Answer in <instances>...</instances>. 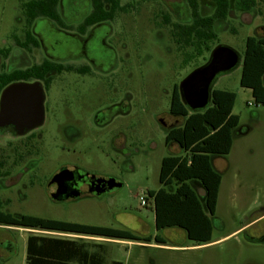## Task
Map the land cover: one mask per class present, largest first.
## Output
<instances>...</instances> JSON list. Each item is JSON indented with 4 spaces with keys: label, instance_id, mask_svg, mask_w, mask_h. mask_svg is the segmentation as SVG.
Instances as JSON below:
<instances>
[{
    "label": "rangeland",
    "instance_id": "374dc122",
    "mask_svg": "<svg viewBox=\"0 0 264 264\" xmlns=\"http://www.w3.org/2000/svg\"><path fill=\"white\" fill-rule=\"evenodd\" d=\"M23 1L0 0V47L13 33L22 38ZM255 1V6L243 10L236 0H230L228 18L218 20L215 27L216 45L235 48L242 60L234 70L219 75L213 86L236 93L233 113L239 115L240 125L234 131L230 152L215 161L222 181L213 216L212 242L198 245L179 227L158 230L148 194L149 190L161 188L176 190L175 183L165 186L160 182L161 163L164 157L184 151L178 144L166 142L168 129L163 121L176 119L170 112L174 87L207 61L197 56L186 62L187 50L172 42L169 29L157 27L155 13L164 6L161 0L144 1L138 12L117 15L114 31L122 32V41L128 44V49L120 51V72L58 78L55 87L65 84L67 88L65 93L58 88L52 92L56 101L51 108L54 117L50 115L42 127L47 154L43 170L36 176L35 187H13V202L3 206L7 207L5 211L16 216L31 214L152 235V241L132 242L129 249L125 243L107 244L110 256L126 264H264V242H251L243 232H253L257 223L264 224V217H260L264 214V105L256 104L252 90L240 83L246 38L264 35V0ZM199 3L203 15L213 13V1ZM9 45L14 47L13 39ZM130 53L133 54L128 58ZM209 56L210 53L205 55L207 59ZM32 57L37 62L43 58L37 51ZM123 103L128 105L127 112L123 111ZM182 121L178 117L176 125ZM16 138L11 128L0 131V148H7L8 140ZM64 164L101 178H118L122 185L100 196L55 202L45 182ZM193 182L202 187L199 180L190 181ZM193 187L206 208L205 196ZM17 190L26 197L21 199ZM10 194L11 189H0V199ZM37 232L38 229L0 225V264H25L28 236ZM157 234L166 242L158 243L154 239ZM107 264H111L110 257Z\"/></svg>",
    "mask_w": 264,
    "mask_h": 264
},
{
    "label": "trees",
    "instance_id": "16d2710c",
    "mask_svg": "<svg viewBox=\"0 0 264 264\" xmlns=\"http://www.w3.org/2000/svg\"><path fill=\"white\" fill-rule=\"evenodd\" d=\"M211 1L215 3V9L211 15L206 16L200 11L199 0H189L192 22L176 23L171 29L172 42L187 50L186 62L197 56H203L204 60H207L205 55L213 50L216 46L215 41L218 39L215 22L227 19L229 16L230 0ZM56 3L57 0L44 1L40 6L38 2L31 1L27 14L29 20L40 13L55 17ZM256 4L255 0H236V5L243 10H248ZM39 6L42 7V12L37 11ZM97 15L96 12L92 13L89 20L93 22ZM245 45L240 83L242 87L252 90L256 104L264 105V35H249ZM189 48L192 51H189ZM62 68V65L52 62L33 65L25 71L11 73L10 79L4 83L37 77L34 76L36 70ZM236 97L233 91L213 89L212 103L206 109L193 111L181 100L179 86L174 87L170 112L176 117H181L183 121L168 130L166 142L178 144L184 154L168 155L161 163L160 182L165 186L175 183L176 190L169 192L161 188L148 191L158 230L179 227L186 232L190 240L197 242L198 245L212 242L213 216L216 213L222 181V174L214 167L213 159L228 154L232 148L234 131L240 125L239 115L233 113ZM191 180L201 182L206 208L190 183ZM0 225L130 241L153 240L152 235L143 236L129 229L64 221L31 214L16 216L2 210H0ZM154 239L158 243L166 242L160 234H157ZM84 248L85 244L76 240L30 233L27 239L25 264H103L102 257H99L97 253H88ZM112 264H123V262L115 260Z\"/></svg>",
    "mask_w": 264,
    "mask_h": 264
},
{
    "label": "flooded vegetation",
    "instance_id": "af4514ba",
    "mask_svg": "<svg viewBox=\"0 0 264 264\" xmlns=\"http://www.w3.org/2000/svg\"><path fill=\"white\" fill-rule=\"evenodd\" d=\"M31 1H36L41 6L42 2L50 0H25L20 3V10L24 18L23 36L21 38V35L17 36L13 33L11 38L0 47V108L2 93L10 84L21 81L40 82L45 95L43 101L44 121L41 125L24 134H19L13 126L0 128V131L11 128L13 134L17 136V140H8L7 148H0V189H11L10 196L7 195L4 199H0V210L6 213H11L5 211L7 207L3 206L12 204L13 193L15 194L13 187L18 184H21L26 190L35 187L37 185L36 176L43 170L47 154L43 148L45 142L42 127L50 115L54 117L51 108L56 101L53 100L52 92L54 88H58L62 93H65L67 88L65 84L55 87L56 82L59 81L58 78L71 74L84 77L96 72L105 74L120 72L121 69L117 68L123 59L120 56V51L128 49V44L122 41V32L114 31L113 23L119 13L138 12L142 3L148 0H57L55 17L40 13L34 19L29 20L27 14L28 5ZM123 1L125 2L123 3ZM161 2L164 6L155 13V16H158L156 22L158 28H167L170 34L174 24L192 22V9L189 0H161ZM40 6L37 11L42 12ZM94 12L98 15L92 22L89 19ZM10 39L14 40V47L9 45ZM33 51H37L43 56L40 62L32 57ZM133 53L128 54V58ZM26 55L31 57L27 58ZM22 56L25 58L22 59ZM67 61L71 62L66 63ZM75 61H80V63L75 64ZM45 62L60 64L63 68L46 71L36 70L34 76L37 77L4 83L10 79L11 73L25 71L33 65H41ZM64 81L61 80L63 83ZM123 105V111L127 112L129 110L128 105L125 103ZM174 117L176 119L173 122L163 121L168 130L176 125L178 117ZM65 167L73 171L79 169V174L75 175L72 180H69L66 174L60 176L57 181L64 183V190L60 188L58 190L63 195V199L57 200L53 198L48 185L54 176ZM97 177L101 178L100 176ZM109 179L103 183H98L97 179L93 178L87 171L64 164L47 179L45 189L51 200L55 202L68 201L88 195H98L96 191H92L95 189L104 190L102 193L104 194L120 187L113 186L115 183H121L120 179L112 177ZM75 189L79 192L77 197H66ZM16 192L19 193L21 199L26 197L21 190ZM260 217H264V214ZM243 232L245 233L244 237L251 242H264L257 240L264 237V224L260 226L257 223L253 232L247 229H244Z\"/></svg>",
    "mask_w": 264,
    "mask_h": 264
},
{
    "label": "water",
    "instance_id": "95a60500",
    "mask_svg": "<svg viewBox=\"0 0 264 264\" xmlns=\"http://www.w3.org/2000/svg\"><path fill=\"white\" fill-rule=\"evenodd\" d=\"M242 56L239 52L226 44H218L210 52L207 61L192 70L179 84L181 100L193 111L206 109L212 103L213 86L223 73L234 70L241 62ZM44 90L40 82H14L6 87L1 97L0 128L13 126L19 134H24L30 129L41 125L44 121ZM66 174L69 180L79 174V169L71 170L63 168L54 176L48 185V189L54 199L61 200L63 195L58 188L64 190V183L58 182L60 176ZM96 178L98 183L110 180L109 177ZM114 180V179H111ZM111 182V181H110ZM115 183L113 186H121ZM98 195L104 190L95 189ZM79 192L75 189L70 195L77 197ZM65 197V196H64ZM264 241V237L257 239Z\"/></svg>",
    "mask_w": 264,
    "mask_h": 264
},
{
    "label": "crops",
    "instance_id": "0c3cea01",
    "mask_svg": "<svg viewBox=\"0 0 264 264\" xmlns=\"http://www.w3.org/2000/svg\"><path fill=\"white\" fill-rule=\"evenodd\" d=\"M218 157H214L213 159V164L216 169L217 167L215 165L216 163L215 161ZM193 185L201 192L202 195H204V189L198 184V182H193L192 186ZM38 231L39 232H37V234H40V235L67 238V239H72V240H76L78 242L84 243L85 244L84 249H86L88 253H97L99 257H102L103 264H107L109 257H110L111 264L113 261L118 260L110 256V253L107 248L108 243H116V244L125 243L127 245L126 248L129 249L130 243L137 242V241H130V240L112 239V238H107V237H102V236H89V235H81V234H74V233L44 231V230H38ZM123 264H126V263L123 262Z\"/></svg>",
    "mask_w": 264,
    "mask_h": 264
},
{
    "label": "built area",
    "instance_id": "2783aa9c",
    "mask_svg": "<svg viewBox=\"0 0 264 264\" xmlns=\"http://www.w3.org/2000/svg\"><path fill=\"white\" fill-rule=\"evenodd\" d=\"M141 200H142V204L143 205H146L147 204V201H146V199L144 197H142Z\"/></svg>",
    "mask_w": 264,
    "mask_h": 264
}]
</instances>
